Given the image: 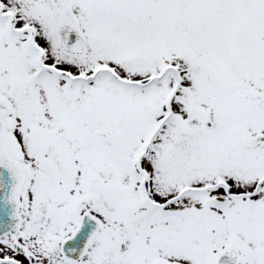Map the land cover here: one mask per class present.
Masks as SVG:
<instances>
[{
	"label": "snow or ice",
	"instance_id": "snow-or-ice-1",
	"mask_svg": "<svg viewBox=\"0 0 264 264\" xmlns=\"http://www.w3.org/2000/svg\"><path fill=\"white\" fill-rule=\"evenodd\" d=\"M0 264H264V0H0Z\"/></svg>",
	"mask_w": 264,
	"mask_h": 264
}]
</instances>
